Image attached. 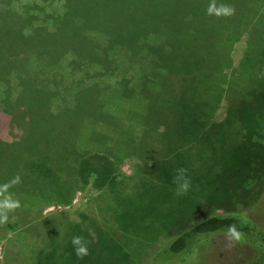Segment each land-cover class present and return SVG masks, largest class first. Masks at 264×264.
<instances>
[{"label": "trees", "instance_id": "obj_1", "mask_svg": "<svg viewBox=\"0 0 264 264\" xmlns=\"http://www.w3.org/2000/svg\"><path fill=\"white\" fill-rule=\"evenodd\" d=\"M65 2L0 0V114L9 120L6 129L18 134L14 138L0 134V153L18 150L20 153L27 144L26 96L38 91L43 78L52 77L55 82L60 79L58 73H53L54 66L45 68L40 57H44L45 36L57 37L56 34L66 31L62 28H65L67 18L60 15ZM238 6L240 16L238 13L236 22L221 32L219 42H206L203 22H193L191 32L182 33L172 30L170 25L167 29L160 21L152 23L137 7H127L120 13L140 43L129 56L137 67L130 69L131 63L125 60L128 47L121 44L117 51L120 59L114 61L121 66L127 65L131 72L123 81L120 74L111 71L106 81L113 93L112 103L119 99L124 102L123 122L139 121L140 128L133 124L136 129H142L137 132H141L139 148H90L83 160L91 155L96 159L95 165L66 179L72 183L68 193H62L60 187L49 189L45 185L41 187L40 183L36 185L35 179L45 176L42 173L34 175V171L41 172L43 167H31L25 173L33 177L29 179L37 189L50 190L54 196L51 200L65 206H70L72 194L78 187L91 181L97 202H102L105 193L112 192L118 200L133 205L139 213L140 228L134 232L120 229L116 218L107 222L108 218L104 217L101 224L89 217L81 223L75 222L69 220L65 212L61 215L54 211L45 216L42 215L43 207L53 203L48 200L38 208L31 206L21 210L28 213L24 219H20V211L9 214V219L17 215L18 221L8 222L5 226L17 239L18 246L15 247L23 254L15 252L9 262L3 259L2 264H65L67 257L61 256L60 250L50 260H45L44 256L59 246L56 243H64L68 231L73 233L75 228L88 233L92 230L104 243L113 238L111 247L100 245V253L124 256L130 264H140L142 257L139 258L138 249L152 247L158 236L176 224L180 230L155 256L192 255L196 245L206 246L213 236L226 232L231 224L243 233V241L252 235L260 236V230L247 217H240L234 211L209 212L207 208L210 202L233 201L238 191H242L238 192L240 194L245 191L248 197L246 192L252 177L259 178L255 190L250 188L254 195L264 190V142L254 140V135L259 136L254 132L255 126L264 127V72L261 69L264 67V0H241ZM242 34L246 35L244 55L237 65H233L230 51ZM35 44H39L38 49L34 48L38 50L36 54H23L22 50ZM205 44L208 51H203ZM214 44L226 45L224 59L218 62L203 59L205 52H213L209 50ZM44 60L49 63L47 58ZM228 67L230 71L223 72ZM44 68L48 75L43 74ZM52 79L44 80L45 85H51ZM150 81H154L156 92L163 93V105L157 110L159 117L153 122L148 120V113L141 115ZM224 95L229 99H226L229 105L225 117L217 122L213 120L214 113ZM179 107L184 108L181 111L183 131L179 129V117L169 116L171 110ZM110 110L116 113L113 107ZM126 158L135 159L129 167L132 170L130 177L122 170ZM29 166L33 165L29 163L26 167ZM178 168L186 169V176L191 181L188 191L182 195L176 194L177 184L173 180ZM161 219L168 223H160ZM110 222L117 227L112 228ZM124 235L125 242L120 244ZM38 237L41 241H37ZM117 237L119 239H114ZM132 240L138 242L137 249L131 247ZM255 245L259 253L246 264H264V238L257 240ZM39 254L40 258L37 257ZM29 255L34 256L27 258Z\"/></svg>", "mask_w": 264, "mask_h": 264}, {"label": "rangeland", "instance_id": "obj_2", "mask_svg": "<svg viewBox=\"0 0 264 264\" xmlns=\"http://www.w3.org/2000/svg\"><path fill=\"white\" fill-rule=\"evenodd\" d=\"M238 1L241 0H216L218 4L224 3L235 8L233 16L218 18L215 15L207 14V7L211 0H66L60 8V15L67 18V23H64L65 28H62L66 31L56 34L57 37L45 36L44 41L47 42L43 44L45 46L44 57H40L44 61L45 68L51 64L54 66L53 73H58L60 79L55 82L52 77L43 76L45 78L41 81L38 91L26 96L24 112L26 110L28 112L26 117H29L27 144L21 148L20 153L19 150L10 154L0 153V185L9 182L16 175H19L22 181L9 189L13 197L19 199L22 205L14 213L21 212L26 207L38 208L39 205L49 200L53 203L43 207L42 215L46 216L54 211H58L62 215L65 212L69 220L81 223L85 217H89L92 220H98L97 222L101 224L104 217L108 218L107 222L110 221V218H116L120 229L137 231L140 228V217L134 206L129 205L127 201L118 200L112 192L105 193L102 202H97L94 198V196L97 197V193L92 187L91 181L74 191L70 206L57 205L59 203L51 200L54 196L50 190L37 189L36 185L40 183L41 187L45 185L44 187H49V189H59L58 187H60L62 193H68L72 189V183L67 182L66 179L95 165L96 159L91 155L87 160H83L90 148L95 146L112 147L115 150L116 148L127 149V147L139 148L138 138L141 136V132L138 134L137 132L142 129L138 130L133 126L135 124L140 128L137 123L139 121L134 119L129 124L123 122L124 102L119 99L118 102L112 103L113 93L110 92L106 81V78H110L111 71L120 74L123 81H126L127 73L131 72L127 65L121 66L114 61L120 59L117 51L121 44L128 47L129 52H127L125 60L131 63L132 68L130 69L135 70L133 67H137V64L130 61L129 56L140 43L136 40L135 31L127 26L124 19L121 18L122 11L130 6L137 7L141 13L148 16L152 23L156 24V21H160L162 26H166L167 29L170 25L172 30L182 33L191 32L194 27L193 22H203V30L207 35L206 42H219L221 32L236 22L238 13L240 16ZM245 40L246 35L242 34L230 51L233 65H237L242 60L246 47ZM38 46L39 44L28 46L22 52L26 56H33L38 51L36 50ZM203 51H208L206 44ZM209 51L213 52H205L203 59L221 61L224 59L223 55L226 54V45L214 44ZM45 54L49 63H45ZM45 68L43 74L48 75L49 72ZM261 69L264 72V67ZM229 71V67L223 70L227 73ZM48 78L53 80L51 85H45L44 80ZM25 80L28 81V78ZM115 95L121 94L115 93ZM162 97L163 93L156 92L154 81H150L146 86V106L141 115L148 113V120L151 122L159 117L157 110H160L163 105ZM226 99L228 98H225L224 95L214 113L213 120L218 122L225 117L226 107L229 105V99ZM111 107L114 108L117 115L112 113ZM183 109V107L174 108L169 112V116L172 118L179 117L181 131H183L182 122L184 121L181 112ZM7 123L9 124L7 116L0 114V134L6 137L10 136V138L17 137L18 134L15 131L6 129ZM255 127L254 132L259 136L254 135V140L264 142V127ZM133 160L135 159L126 158L122 164V170L128 177L132 174L129 167ZM29 163L33 166L26 167ZM31 167L44 168L41 172L34 171V175L42 173L45 176L44 179H35L36 185L30 180L33 177L29 174L30 178L25 173ZM258 184L259 178L252 177L250 187L246 192L249 193L248 197L245 191L241 194L238 192L242 191H238L236 194L238 193L239 196L234 194L233 201L228 200L222 204L210 202L207 208L210 209L209 212L234 211L240 217L242 215L247 217L260 230V236L252 235L245 241L241 240L229 245L225 236L226 232H222L213 236L206 246L196 245L192 250V255L159 254L155 256L156 252L180 230V226L176 224L173 229H167L158 236L152 247L142 246L138 249L139 258L142 257L140 264H246L247 261L255 258L259 253V248L255 244L257 240L260 241L264 238V190L261 193L262 196L260 191L257 192V195H254L252 191ZM259 194L260 197H258ZM18 215L20 219H24L28 213L21 212ZM159 217H163V215L159 214ZM15 221H18L17 215L12 216L8 222ZM159 222L168 223L162 219ZM110 225L112 228L117 227L112 222ZM1 227L0 264L3 259L9 262L15 252L23 254L18 250V247H15L18 246L17 239L11 234L8 227L5 224ZM68 235L64 243L57 241L56 244L59 246L52 251L49 250L46 255L44 254L45 260L55 257L53 254L60 250L61 256L67 257L65 264H89L90 262L94 264H130L124 256L112 257L107 252L100 253V245L111 247L114 244L113 238L104 243L97 234L84 232L81 228H75L73 233L68 231ZM74 236H82L88 242L90 254L83 259H78L75 255L71 243ZM96 238L99 239V242ZM125 239L124 235L120 244L125 242ZM37 241H41L40 237ZM131 247L137 249L138 242L132 240ZM33 256L29 255L27 258ZM37 257L40 258V254Z\"/></svg>", "mask_w": 264, "mask_h": 264}, {"label": "clouds", "instance_id": "obj_3", "mask_svg": "<svg viewBox=\"0 0 264 264\" xmlns=\"http://www.w3.org/2000/svg\"><path fill=\"white\" fill-rule=\"evenodd\" d=\"M208 15H215L216 17H231L235 14V8L231 5L224 3H217L216 0H211L207 7ZM186 169L178 168L176 175L173 180L177 184V195L186 194L188 191L191 181L186 176ZM22 183L21 177L16 175L9 182L0 185V225H4L9 221V214L14 213L17 209L22 207L19 199H15L13 194L9 191L15 185ZM92 230H90L91 234ZM226 239L229 241V245L233 242H240L243 238V233L238 230L235 224H231L227 227L225 233ZM75 255L78 259H83L88 256V242L82 236H74L71 241Z\"/></svg>", "mask_w": 264, "mask_h": 264}]
</instances>
